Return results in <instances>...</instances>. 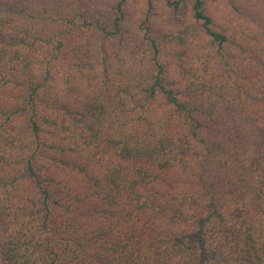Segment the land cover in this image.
I'll use <instances>...</instances> for the list:
<instances>
[{"label":"trees","instance_id":"trees-1","mask_svg":"<svg viewBox=\"0 0 264 264\" xmlns=\"http://www.w3.org/2000/svg\"><path fill=\"white\" fill-rule=\"evenodd\" d=\"M0 264H264V0H0Z\"/></svg>","mask_w":264,"mask_h":264}]
</instances>
